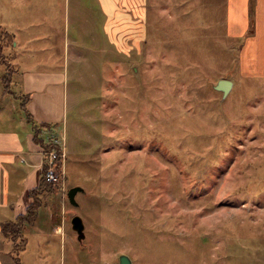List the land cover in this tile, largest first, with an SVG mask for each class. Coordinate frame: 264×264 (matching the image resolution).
I'll use <instances>...</instances> for the list:
<instances>
[{"label": "rangeland", "instance_id": "374dc122", "mask_svg": "<svg viewBox=\"0 0 264 264\" xmlns=\"http://www.w3.org/2000/svg\"><path fill=\"white\" fill-rule=\"evenodd\" d=\"M96 1H0L22 43L14 63L67 77V120L47 132L64 147L63 179L25 229L23 262L264 264V75L243 73L224 45L222 5L106 0L108 51L82 18ZM20 101L0 77V125H15ZM12 247L0 238L15 264Z\"/></svg>", "mask_w": 264, "mask_h": 264}, {"label": "crops", "instance_id": "0c3cea01", "mask_svg": "<svg viewBox=\"0 0 264 264\" xmlns=\"http://www.w3.org/2000/svg\"><path fill=\"white\" fill-rule=\"evenodd\" d=\"M95 3V10H89L82 18L89 25L91 23L93 45L103 47V50L106 46L110 51L113 43L105 25L106 12L109 11L108 3L106 0H98ZM216 4L223 7L221 20L224 45L230 47L234 57L238 58L241 71L250 75H264V0H216ZM80 13L83 14L82 11ZM2 17L4 18V14ZM98 17L102 18V33L95 31L97 21H100ZM5 20L8 25L1 24V19L0 25L15 37L13 45L5 50L13 61L18 58L14 48L22 43L18 40V35L8 27L10 20ZM218 21L219 18L216 19V22ZM0 66L3 67L1 61ZM15 66L16 74L20 78V92L30 94L27 107L35 119L38 122L59 125L66 121L67 77L64 67L36 70L22 68L17 64ZM3 72L0 75L1 81ZM17 104L15 102L12 107L20 110L22 115H12V120L15 121L11 123L15 125H0V238L3 237L1 222L25 213L33 201L30 190L39 185L43 169V148L35 142L31 124ZM0 264H10L1 254V250Z\"/></svg>", "mask_w": 264, "mask_h": 264}, {"label": "trees", "instance_id": "16d2710c", "mask_svg": "<svg viewBox=\"0 0 264 264\" xmlns=\"http://www.w3.org/2000/svg\"><path fill=\"white\" fill-rule=\"evenodd\" d=\"M14 40V34L0 25V61L5 69L2 74V82L4 85L3 92L5 94H11L21 100L19 105L20 109L25 114L27 121L31 124L35 142L38 143L44 151L40 183L30 190V196L33 201L27 207L25 213L19 214L14 219L1 222L2 235L13 244L10 254L15 264H25L21 258V252L27 248L29 241V236L25 232V229L36 224L43 205V196L55 192L56 183L49 180L47 177L48 170L51 166L49 153H55L53 165L59 173L60 178L63 179L64 147L57 141L56 137L47 135V132H51L59 123L38 122L27 107V103L31 97L30 94L18 93L13 88L14 75L17 72V68L11 56L8 55L5 50L13 45Z\"/></svg>", "mask_w": 264, "mask_h": 264}, {"label": "water", "instance_id": "95a60500", "mask_svg": "<svg viewBox=\"0 0 264 264\" xmlns=\"http://www.w3.org/2000/svg\"><path fill=\"white\" fill-rule=\"evenodd\" d=\"M215 86H216V89H220L225 94H227L233 86V81L230 79H220ZM80 190H81V187L75 186V187H72L68 191V196H69L71 203H73L75 205L77 204L76 195H77L78 191H80ZM72 224H73V227L79 232L80 237L83 238L84 229H85V224L83 222V219L79 215H75L72 218ZM120 264H133V262H132V260L128 254H121L120 255Z\"/></svg>", "mask_w": 264, "mask_h": 264}, {"label": "built area", "instance_id": "2783aa9c", "mask_svg": "<svg viewBox=\"0 0 264 264\" xmlns=\"http://www.w3.org/2000/svg\"><path fill=\"white\" fill-rule=\"evenodd\" d=\"M65 155V154H63ZM49 156H50V168L48 170V173H47V177L49 180L53 181V182H59L60 181V176H59V173L56 171L54 165H53V160L55 158V153L54 152H50L49 153Z\"/></svg>", "mask_w": 264, "mask_h": 264}]
</instances>
